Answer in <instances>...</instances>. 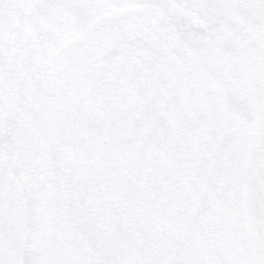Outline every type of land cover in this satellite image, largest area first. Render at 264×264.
<instances>
[{
	"label": "snow or ice",
	"instance_id": "6c2138e0",
	"mask_svg": "<svg viewBox=\"0 0 264 264\" xmlns=\"http://www.w3.org/2000/svg\"><path fill=\"white\" fill-rule=\"evenodd\" d=\"M0 264H264V0H0Z\"/></svg>",
	"mask_w": 264,
	"mask_h": 264
}]
</instances>
